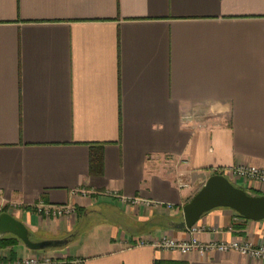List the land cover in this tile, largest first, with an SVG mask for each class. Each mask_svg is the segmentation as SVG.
<instances>
[{"label":"crops","instance_id":"0c3cea01","mask_svg":"<svg viewBox=\"0 0 264 264\" xmlns=\"http://www.w3.org/2000/svg\"><path fill=\"white\" fill-rule=\"evenodd\" d=\"M238 164L264 168V0H0V201L15 204L0 213L36 240H67L30 250L5 233L0 259L264 264L138 244L167 235L264 245V219L228 207L204 213L197 232L174 228L206 179ZM179 175L189 187L175 185ZM248 190L264 195L260 184ZM38 200L75 214L39 215Z\"/></svg>","mask_w":264,"mask_h":264},{"label":"built area","instance_id":"2783aa9c","mask_svg":"<svg viewBox=\"0 0 264 264\" xmlns=\"http://www.w3.org/2000/svg\"><path fill=\"white\" fill-rule=\"evenodd\" d=\"M229 180H232L235 183H240L246 189H251L252 184H260L264 186V168L257 167L250 164H238L226 168L222 173ZM175 185L180 188L189 187V182L183 176L179 175L175 179ZM242 188V187H241ZM244 189V188H243ZM71 194H80L83 197H88L91 200L95 201L97 196L100 194L97 191L85 189V188H77L71 191ZM103 194L118 198L123 203H128L134 206L143 205L145 207H149L152 205H157L156 202L139 198V197H131L127 198L122 195H118L116 192L105 191ZM8 205L9 207H15V204L12 203H4L0 201L1 209ZM168 208L171 205H167ZM34 210L42 216L46 217H69L75 214V207L71 203L66 204H47L42 200H38L33 204ZM192 232H197L201 229L197 227H190ZM146 243H150L152 246L163 249L176 251L182 255L195 253L200 257H208V255L212 253H225L228 251H236L244 257H247L249 260L257 263L264 262V245H254L250 241H209V242H201L195 238L190 240H177L173 237L167 235H161L155 239H141L138 244L143 245ZM66 261L60 260L57 257L48 256V255H32L26 256L22 258H17L14 260H2L0 259V264H62ZM74 264H82L81 260L72 261Z\"/></svg>","mask_w":264,"mask_h":264},{"label":"water","instance_id":"95a60500","mask_svg":"<svg viewBox=\"0 0 264 264\" xmlns=\"http://www.w3.org/2000/svg\"><path fill=\"white\" fill-rule=\"evenodd\" d=\"M216 207H228L238 215L259 221L264 219V195H252L237 187L222 174L210 175L200 189L182 206V220L174 228H190L199 218ZM11 233L30 250L57 247L66 239L32 238L28 228L7 212L0 213V235Z\"/></svg>","mask_w":264,"mask_h":264},{"label":"trees","instance_id":"16d2710c","mask_svg":"<svg viewBox=\"0 0 264 264\" xmlns=\"http://www.w3.org/2000/svg\"><path fill=\"white\" fill-rule=\"evenodd\" d=\"M89 163H90L91 172H96V173L100 172L101 171V154H100V152L91 149ZM238 216H240V215H238Z\"/></svg>","mask_w":264,"mask_h":264},{"label":"rangeland","instance_id":"374dc122","mask_svg":"<svg viewBox=\"0 0 264 264\" xmlns=\"http://www.w3.org/2000/svg\"><path fill=\"white\" fill-rule=\"evenodd\" d=\"M230 181H231L233 184H235L237 187H242V188H244L245 191L249 192V190L246 189L244 186H242L240 183H235V182H233L232 180H230Z\"/></svg>","mask_w":264,"mask_h":264}]
</instances>
